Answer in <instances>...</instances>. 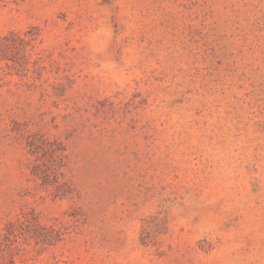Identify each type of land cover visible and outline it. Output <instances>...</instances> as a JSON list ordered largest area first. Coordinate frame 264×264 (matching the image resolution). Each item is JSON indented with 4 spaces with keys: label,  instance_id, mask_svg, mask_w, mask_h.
<instances>
[{
    "label": "rangeland",
    "instance_id": "obj_1",
    "mask_svg": "<svg viewBox=\"0 0 264 264\" xmlns=\"http://www.w3.org/2000/svg\"><path fill=\"white\" fill-rule=\"evenodd\" d=\"M0 264H264V0H0Z\"/></svg>",
    "mask_w": 264,
    "mask_h": 264
}]
</instances>
